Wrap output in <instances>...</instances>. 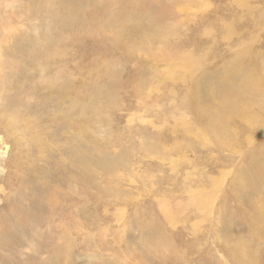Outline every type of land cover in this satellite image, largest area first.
Listing matches in <instances>:
<instances>
[{
  "label": "rangeland",
  "instance_id": "1",
  "mask_svg": "<svg viewBox=\"0 0 264 264\" xmlns=\"http://www.w3.org/2000/svg\"><path fill=\"white\" fill-rule=\"evenodd\" d=\"M243 1L0 0V264H264Z\"/></svg>",
  "mask_w": 264,
  "mask_h": 264
},
{
  "label": "bare ground",
  "instance_id": "2",
  "mask_svg": "<svg viewBox=\"0 0 264 264\" xmlns=\"http://www.w3.org/2000/svg\"><path fill=\"white\" fill-rule=\"evenodd\" d=\"M240 1V0H239ZM243 1V0H242ZM238 2V1H237ZM244 2V1H243ZM242 5V4H241ZM244 5V4H243ZM86 19V18H85ZM220 19H221V17H220ZM88 21V20H87ZM223 22V21H222ZM226 22V21H225ZM91 23V22H90ZM228 25V24H227ZM230 25V24H229ZM229 28V27H228ZM226 29V28H225ZM63 32V31H62ZM226 49V48H225Z\"/></svg>",
  "mask_w": 264,
  "mask_h": 264
}]
</instances>
